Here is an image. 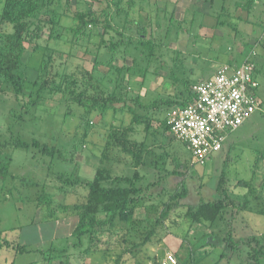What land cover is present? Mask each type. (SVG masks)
I'll return each instance as SVG.
<instances>
[{
  "label": "rangeland",
  "instance_id": "1",
  "mask_svg": "<svg viewBox=\"0 0 264 264\" xmlns=\"http://www.w3.org/2000/svg\"><path fill=\"white\" fill-rule=\"evenodd\" d=\"M39 1L41 12L25 35L23 90L0 76V157L6 154L10 170L0 182V264H114L122 236L128 253L119 264H164L167 253L177 264H256L251 254L259 246L247 240L255 236L264 249V0H253L250 13L237 5L250 0H135L131 7V0H121L119 10V0ZM4 5L0 0V44L14 31L1 19ZM91 11L98 22L83 25ZM127 11L151 26L153 55L137 44L136 33H126L125 41L113 30L124 27ZM113 42L120 47L111 52ZM247 51H256L262 69L256 92L261 109L231 132L221 150L193 164L187 145L162 132L172 109L161 110V101L185 93L182 78L193 89ZM97 60L105 64L94 75L109 70L103 86L122 97L109 107H94L87 98L97 79L89 80L86 69ZM119 135L134 144L138 169L137 156L117 145ZM18 140L29 148L17 147ZM101 167L112 177H133L140 192L131 219L116 220L111 235L99 236L104 243L98 251L86 253L87 238L73 235L77 205ZM225 196L234 205L215 222L187 217L189 205ZM37 197L41 204L50 200L51 215L37 206ZM168 202L178 205L160 218ZM231 236L238 242L233 249L227 246ZM5 239L13 246H3ZM15 241L28 250L19 252ZM260 260L264 264V256Z\"/></svg>",
  "mask_w": 264,
  "mask_h": 264
},
{
  "label": "trees",
  "instance_id": "2",
  "mask_svg": "<svg viewBox=\"0 0 264 264\" xmlns=\"http://www.w3.org/2000/svg\"><path fill=\"white\" fill-rule=\"evenodd\" d=\"M214 2V0H208ZM120 2H116L117 8H120ZM129 7L133 6L135 0H131L129 2ZM39 0H5V5L1 14V19L3 21L9 20L13 23L14 31L11 33H6L3 35V42L0 44V76L7 79L8 83L17 91L20 92L23 90L24 87V77L21 73V66L23 64L22 58L25 53V42H26V34L29 30L30 19L32 17H36L41 12ZM255 2L250 0L248 4H241L237 3L240 7L244 6L248 9L250 13L251 10L254 8ZM126 15L129 17L128 11L125 12ZM91 17L87 20L84 17L81 19L83 25H87L88 22L96 23L98 22V18L93 17L95 12H90ZM57 20H54L56 22ZM107 25L113 28L112 23L107 21ZM116 34L119 36H123L124 40H127L126 33H136L137 35V44L143 45L145 48H148V42L152 41V33H151V26L141 17L140 19L135 18H127L125 21V25L122 29L118 27L113 29ZM146 40L144 41V39ZM2 40V39H1ZM131 43V42H129ZM120 42H113L110 46L109 50L111 52L117 51L120 46ZM264 44V42H263ZM253 49V48H252ZM247 51L246 53H249ZM244 53V54H246ZM151 49H149V55H153ZM230 62V61H229ZM256 75L259 76L262 74V69L258 65L256 58ZM105 64L103 61H94L91 70L86 69V73L90 76V79H97L96 85H93L92 81L90 82L93 88L94 93L92 95H87V98L90 100L91 105L102 107H109L110 102H117L121 100V96L117 95V92L113 89L112 91H106V85L102 83L108 76L109 70H107L103 77H97L94 75V71L99 68V65ZM110 61L107 64L110 67ZM93 71V73H92ZM112 82L113 79H110ZM119 84V83H118ZM181 84L186 85V91L181 96L177 93L174 99H162L161 103H165V106L161 108L164 109H173L176 106H183L188 104L193 98V89L190 86L192 84L187 78L181 79ZM121 85V84H120ZM87 94V92L85 91ZM112 104V103H111ZM140 106H144L141 104ZM152 107L157 106V101L155 100L152 104ZM169 114V113H165ZM162 132L166 134L168 130L170 131V126L168 124V116H165L162 123ZM169 133V132H168ZM38 143V141H35ZM116 143L123 148L126 152L134 154L135 158H137V167H140V155H138L135 150H133V143L127 141V139L123 135H119L116 138ZM17 147H21L24 149L29 148V143L18 140L16 142ZM43 152L47 155H51L52 151L48 149L47 145H43ZM9 159L7 158L6 154L1 155L0 157V182L5 180L7 175L9 174ZM180 164V163H179ZM138 172V170H136ZM110 180L111 184L106 185L107 181ZM106 182V183H105ZM125 184H124V183ZM135 179L131 176H116L112 177L109 169L105 168H98L96 170L95 176L92 181L87 183L89 190L87 194V198L85 201L81 202L77 205L78 216L79 220L77 223V227L73 235L77 237L79 240L83 238H87L88 240V247L84 249L86 253H91V251L95 250L98 251V243L102 242V237H99L103 234V231H108L110 235L113 232L112 226H114L117 222L116 220H120L125 223L131 219L133 214V203H134V196L139 194L140 187H135L134 185ZM221 185V182H219ZM3 201L7 199V196L3 197ZM40 197H37V206L41 207V205H45V207L50 212V215L54 212V209L51 207L50 200L45 204H41ZM50 204V205H49ZM178 204L173 202H168L165 206V209L162 211L160 218L167 217L168 212L177 207ZM234 205L233 199H228V196L224 198H218L213 201H203L198 204H192L187 207L186 215L189 219L195 222H215L218 217L222 215V213L228 208ZM104 226H107L104 228ZM124 233V232H123ZM126 234V232L124 233ZM151 234V233H149ZM147 235L146 238H148ZM233 236L230 237V242H228L227 246L230 249H233L238 246V242L235 239H232ZM258 239L253 236L247 240V242L255 241L256 245L259 246L258 248L254 249V253L251 254L253 259L255 260L256 264H260L261 258L264 256V249L263 245L257 241ZM4 245H11L13 246L12 242L8 240H4ZM16 242V248L19 252H25L28 249L18 241ZM106 242V241H105ZM125 242L128 244V240L125 239V236H122V239L117 241L115 245L121 248L122 254L118 255L114 264H119V260L122 259V256L128 253L127 249L124 248ZM146 242V239H145ZM96 244V245H95ZM141 243H137L139 246ZM134 245V244H132ZM1 246V242H0ZM136 246V245H134ZM10 247V246H9ZM135 256V254L133 255ZM124 261V259H122Z\"/></svg>",
  "mask_w": 264,
  "mask_h": 264
},
{
  "label": "built area",
  "instance_id": "3",
  "mask_svg": "<svg viewBox=\"0 0 264 264\" xmlns=\"http://www.w3.org/2000/svg\"><path fill=\"white\" fill-rule=\"evenodd\" d=\"M255 58L256 51H250L239 62L219 65L212 76L193 86L188 104L168 114L171 135L187 145L193 164L221 150L231 132L261 109ZM176 260L167 253L164 264H177Z\"/></svg>",
  "mask_w": 264,
  "mask_h": 264
}]
</instances>
